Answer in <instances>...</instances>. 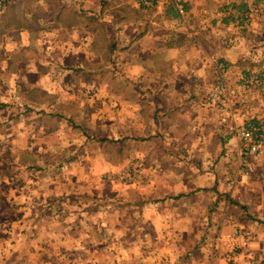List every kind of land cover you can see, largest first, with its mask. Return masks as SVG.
Returning <instances> with one entry per match:
<instances>
[{
    "label": "crops",
    "instance_id": "obj_1",
    "mask_svg": "<svg viewBox=\"0 0 264 264\" xmlns=\"http://www.w3.org/2000/svg\"><path fill=\"white\" fill-rule=\"evenodd\" d=\"M173 1L157 0L147 9L138 0H98V19L88 20L47 2L51 15L35 17L47 21V39L37 34L35 54L21 50L35 40L23 31L14 35L19 50L0 57V90L7 74L25 76L16 79L19 104H36L34 89L47 93L63 71L102 74L124 67L135 96L112 98L110 134L143 137L142 143L129 141L142 176L124 189L96 175L118 165L113 158L108 165L86 159L14 162L30 173L0 183V201L10 206L0 211V264L263 263L264 162L241 175V143L207 100L215 58L243 73L256 49L244 30L226 33L223 46L215 37L221 29L208 28L217 19L225 27L237 21L212 17L218 14L212 4L225 0H185V20L175 17ZM88 49L99 59L92 60ZM32 77V84L22 81ZM111 82L117 90L119 83ZM123 103L126 112L120 113ZM240 116L230 118L243 121ZM48 167L64 173L44 175L40 169Z\"/></svg>",
    "mask_w": 264,
    "mask_h": 264
},
{
    "label": "rangeland",
    "instance_id": "obj_2",
    "mask_svg": "<svg viewBox=\"0 0 264 264\" xmlns=\"http://www.w3.org/2000/svg\"><path fill=\"white\" fill-rule=\"evenodd\" d=\"M241 1L250 7L251 14L247 21L245 20L241 25H236L237 22H241V19L232 9L230 3L239 4ZM255 1L257 0H227L229 4H226V0L220 3L215 1L211 7L213 13L215 10L218 12L212 16L215 19L234 17L237 20L230 27L223 26L222 21L219 23L220 19H217L219 24L215 22V24L208 26L210 30L214 27L215 30L221 29L220 33L215 32V37L219 38V42H222L220 45L226 46L224 43L226 33L229 34L232 30H244L249 33L250 42L256 49L255 57L247 62L244 69H241L243 73L238 70L231 71V65H228L226 79L231 95L224 108L217 109L215 105L210 103L221 114L224 126L228 125L233 133L243 127L247 121H253L252 119H257L259 120L258 123L264 124V79L257 75H262L264 71V0L257 2V5L253 4ZM47 2H54L58 9L60 7L65 10L73 9L81 17H86L87 20L89 18L98 19V0H0V57L4 55L5 51L11 56L19 50V48L15 49L16 42H14V35H19V32H25L24 38L27 37L29 40H35L40 32L42 34L41 39H47L46 19L43 22L40 21L41 24L35 19L37 16L46 18L48 12L49 16L51 15L52 10L48 11ZM66 6L68 7L66 8ZM221 7L224 8L222 13L219 12ZM52 9L55 10V7ZM187 13L188 11L182 17L176 18L185 20ZM31 31L36 33H31ZM4 34L7 35L2 36ZM26 42H29L26 44L28 48L21 49L24 55L35 54L36 40ZM7 49L9 50L7 51ZM88 50L92 60L99 59L98 51ZM219 59L222 58H215L214 66L225 63ZM2 60L4 61V59H0V64H2ZM113 68L114 70L109 67V72L102 74L89 72L83 75L79 71L71 73L63 71L60 77L53 79L55 84L49 82L50 87L47 93L40 94L38 92L40 89H34L37 92H32L30 98L37 99V103L31 105L24 102L19 104L14 99V93L16 90L18 91L16 79L20 80V77L25 76L14 78L13 75L7 74L5 88L0 90V183L5 178L10 179L12 175H22L27 171L30 173L28 168L14 164V162L19 161L24 163L35 161L41 165H47L54 161L59 164L67 160L86 159L96 160L97 163L102 161L103 164L108 165L113 158L114 161H118V165L112 169L102 168L101 172L99 170L100 173L96 175L99 176L98 180L107 178L113 183L123 186L124 189L132 179L142 176L137 163H133L131 160V152L135 144L129 141L137 140L136 142L142 143L141 138L143 139V137L110 134L113 131V129L111 130L110 115L111 112L114 113L116 107L115 104L111 103L112 98H125L127 95L135 96L134 91H131L132 88L126 86L129 78L124 67L120 68V65H116ZM49 78L52 77L49 76ZM215 78L216 74L214 73L210 89ZM33 80L34 77L22 81L32 84ZM111 80L114 84L119 83L117 90L111 86L113 85ZM36 81L34 82L36 83ZM24 90L29 91L30 89L27 87ZM209 91L207 92L209 93ZM244 104L248 107L243 106ZM126 105V103L119 105L120 113L121 111L126 112ZM233 115H241L240 118L243 121H234L230 118ZM15 117L16 121H14ZM145 140L147 139L145 138ZM246 160L252 167L253 163L257 161L264 162V153L250 156ZM136 161L137 159L134 160V162ZM239 165H241V161L238 159V167ZM89 170L98 171L94 168ZM40 171L44 175L48 171L54 172L55 175H62L64 168L48 167L40 169ZM261 171L264 173V169ZM251 173H253V168L248 172V176ZM91 180L93 183V176ZM87 183L89 190L93 184L90 179ZM9 207V204H6L4 200L0 201V211L5 208L9 209ZM214 262L217 264L216 261ZM215 263H212L210 259L207 261L205 259L202 264ZM261 264H264V261Z\"/></svg>",
    "mask_w": 264,
    "mask_h": 264
},
{
    "label": "built area",
    "instance_id": "obj_3",
    "mask_svg": "<svg viewBox=\"0 0 264 264\" xmlns=\"http://www.w3.org/2000/svg\"><path fill=\"white\" fill-rule=\"evenodd\" d=\"M139 3L144 7H151L157 0H138ZM185 0H175L173 1L174 11L178 17L186 12ZM216 78L212 88L210 89L207 100L209 103L215 105L217 109L224 108L226 102L229 101L231 91H229L227 86L226 72L227 69L223 65L216 67ZM240 140L239 155L241 161V172L245 178L248 176V172L252 167L247 162L246 158L250 156L260 155L264 153V124L247 121L243 127H240L238 131L235 132ZM234 234L239 235V230L235 229ZM227 264H237L235 260L228 258Z\"/></svg>",
    "mask_w": 264,
    "mask_h": 264
},
{
    "label": "trees",
    "instance_id": "obj_4",
    "mask_svg": "<svg viewBox=\"0 0 264 264\" xmlns=\"http://www.w3.org/2000/svg\"><path fill=\"white\" fill-rule=\"evenodd\" d=\"M257 2H259V0L255 1L253 4L254 5H257ZM230 6L232 7L233 10L236 11V14L241 19V22H239V24H241L245 20L249 19L250 14H251V9H250V7H248V5H246V3H244L243 1H241L239 4L231 3ZM152 7L153 6L147 7V9L152 8ZM184 7H185V10H187V8H188L187 3L184 4ZM174 13H175V11H174ZM175 17H178V15L176 13H175ZM223 21L227 23L229 21V17L228 18H225ZM218 64H216V65H218ZM223 66L227 69L228 64L225 62V63H223ZM216 67L217 66H215V74L217 75ZM257 75L260 76L261 79H264V71L262 72V75H259V74H257ZM253 83H256V82H253Z\"/></svg>",
    "mask_w": 264,
    "mask_h": 264
}]
</instances>
